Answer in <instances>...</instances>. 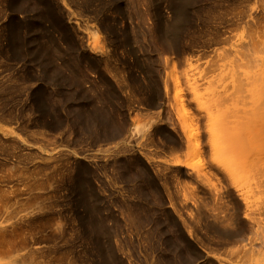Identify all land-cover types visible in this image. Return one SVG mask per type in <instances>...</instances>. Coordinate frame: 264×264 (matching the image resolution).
Returning <instances> with one entry per match:
<instances>
[{"label": "rangeland", "instance_id": "obj_1", "mask_svg": "<svg viewBox=\"0 0 264 264\" xmlns=\"http://www.w3.org/2000/svg\"><path fill=\"white\" fill-rule=\"evenodd\" d=\"M261 120L264 0H0V264H264Z\"/></svg>", "mask_w": 264, "mask_h": 264}, {"label": "crops", "instance_id": "obj_2", "mask_svg": "<svg viewBox=\"0 0 264 264\" xmlns=\"http://www.w3.org/2000/svg\"><path fill=\"white\" fill-rule=\"evenodd\" d=\"M13 127H10V126H8V125H6V124H4V123H2L1 121H0V138H3L2 137V135H4V130H11ZM228 254H225L224 256L222 255L221 257L222 258H224V259H226V258H228V256H227Z\"/></svg>", "mask_w": 264, "mask_h": 264}, {"label": "bare ground", "instance_id": "obj_3", "mask_svg": "<svg viewBox=\"0 0 264 264\" xmlns=\"http://www.w3.org/2000/svg\"><path fill=\"white\" fill-rule=\"evenodd\" d=\"M253 112H255V111H253ZM253 112H252V114H253ZM254 115V114H253ZM257 115H259L258 113H257ZM256 115V116H257ZM258 117V116H257ZM262 121V125H261V123H259V126L257 127L258 128V130H261V129H263L264 128V120H261ZM258 123V122H257ZM257 126V125H256Z\"/></svg>", "mask_w": 264, "mask_h": 264}]
</instances>
